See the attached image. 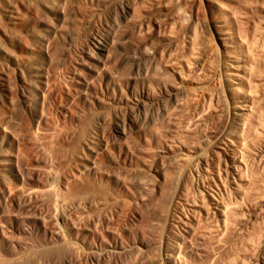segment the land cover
<instances>
[{"label": "rangeland", "instance_id": "rangeland-1", "mask_svg": "<svg viewBox=\"0 0 264 264\" xmlns=\"http://www.w3.org/2000/svg\"><path fill=\"white\" fill-rule=\"evenodd\" d=\"M193 2L195 6L191 2L190 5L188 4L186 22L189 19L193 20H189L188 23L193 25L194 22V27L198 29L199 34L203 29V34L201 33L203 38L211 37L210 40H215L213 43L216 42L218 36L208 26L210 20L206 5L203 0H193ZM80 3L78 5L73 0H0V75H8L13 98V100L12 98L7 99L0 89V128L11 136L4 150L0 152V207H5L2 209L5 211L3 214L6 215H4L5 218L7 216L11 218L13 224V228L5 229L6 234L8 233L7 239L9 236L15 238L12 240L10 237L9 241L13 242L12 245L6 241V238H0V254L4 257L10 256L9 254L16 256L17 263L22 258L23 261L20 263L26 262L25 259H27L31 262L28 264H167L164 261V249L160 244L166 243L173 233L177 234L178 228L172 227L174 222L171 217L166 218L163 213L159 215L158 210H155L156 201L149 197L152 195L149 193V187H151L149 183L153 181L161 183L164 174L175 178L181 176L182 179H180L186 184V188L191 187V190H188L197 191V187L200 186L201 170L195 164L189 168L186 164L185 169L182 167L185 163L180 160L178 154L182 148L186 151L201 150L203 147L202 151L206 154L205 157L207 156L205 158L203 153V158L208 160V163L217 162L218 158L223 161L221 162V166L223 165L221 173L225 175L224 159L226 157L220 150L222 138L221 140L218 138L222 136L227 126L224 115L227 112L228 103L226 99H223L224 97L221 98L222 95L216 93H211V99L208 96V101H204L205 104L201 101V93L195 89L196 85L192 82L197 83L196 80L203 75L202 72H199L200 75L197 72L198 77L194 76L196 79L193 77L192 82L185 84L186 93H184V89H179L177 75L168 70V73L165 74L166 71L162 73L163 69L159 70L161 69L159 68L156 69L158 77L155 75V70L151 71L154 67H151V64L155 63L152 62L151 57L143 55V51L139 50L138 46L142 45L144 39L148 37V29L145 25L149 23L150 26L152 22L151 26H154L157 17L162 15L163 19L164 13L155 8L154 10L146 8V11L136 0H98L89 4L88 2ZM49 5H54L58 13L51 11ZM158 11L162 14H156ZM131 14L133 18L127 19ZM154 16L155 19H153ZM158 18L161 20V17ZM143 20L145 24L142 23ZM140 23L145 26L143 27L145 30L140 28L141 26H139L140 29L138 28ZM137 31L142 36L141 38L136 34ZM99 44L107 46L111 54L110 57L108 56L109 60L101 56L96 49ZM100 56L105 58L104 61H101ZM105 60L108 61L107 65H102L100 61L104 63ZM34 68L38 69L34 72L36 74L32 73ZM42 69L44 78L37 75ZM89 69L98 74L107 73L120 81L122 86L126 82L138 84L133 93L125 92L120 101L114 100L112 94L100 86L98 82L100 78L98 74H95L92 83L96 89V95L89 96L88 93H83L77 82L84 79ZM158 70L161 72L157 73ZM148 71L150 74L152 72V75L147 74ZM146 74L150 76L146 77ZM157 77L160 80L165 78L162 81H169H165L169 85L165 89L161 87L158 89ZM145 80L151 83L149 97L141 95L138 91L139 83ZM162 81H159V84ZM217 84V81L213 82L209 87L211 90L214 88L216 92ZM173 92L176 93L175 97ZM178 92L184 93L185 96L188 93V97ZM262 92L263 97H260L262 103L259 102L262 107L259 106V108L263 112L261 118L264 125V92ZM214 98L216 100H213ZM175 99L178 100L174 101ZM174 102L180 103L179 106ZM261 127L260 129L264 130V127ZM121 128L128 134L129 145L132 150L134 149L132 162L126 165L119 163L118 150L115 147L119 141H122L119 144H123L124 141L119 134ZM17 141L23 145V147L19 145L21 150L17 146ZM104 141L107 143L111 141L108 143L111 144L109 153L113 157V162L111 159L110 162L103 164L104 167L101 166L102 169H106L103 171L108 170L104 172L105 176L108 175L103 182H96L85 174L81 176L84 166L88 165L89 158L92 157L91 150ZM206 142L211 143L209 148ZM256 145L249 148L251 150H247L244 154L246 156H242L241 161L248 163V174L244 176V181L236 179L233 184L232 181L227 183L229 189L233 190L235 187L236 190H233L236 191L235 194L233 191L231 194H234L239 201L237 202L231 194L230 197L228 195V200L223 201L226 203L233 201L229 203L231 206L229 204L226 206L229 207L228 209L231 208L232 214L237 215V219L233 218L235 222L233 223L238 227L231 225L227 235L221 237V240L216 238L218 242L215 238L206 237L196 239L197 241L191 240V243L187 242L189 245L179 247V253L176 256L178 258H174L175 264H244L246 261L248 262L245 264H264V246L259 247L260 244L264 245V235H262L264 234V142ZM22 150L26 152L20 164L25 172L24 181L16 184L10 168L13 167L14 170L12 162L19 159L20 154L18 153ZM173 158L177 163L182 162L181 166L175 167L177 163L175 164ZM171 164L174 170L179 167L180 176H175L177 172L172 171ZM78 174L81 180L77 179ZM74 176L78 181L74 179ZM36 177L42 183L38 189L32 181ZM116 177L119 178V182L125 181L126 187H129H127V195L120 193L115 183L117 182ZM67 178L68 181L72 178L73 181L70 183L75 181L74 184L67 185L69 183ZM236 182L239 183L237 186L240 187V193L238 187L234 186ZM77 185H79L78 191H89L90 195H94L91 199L97 200H94L97 204L91 200L92 203L86 206L87 208H81L80 214L83 213L82 217L86 219H83L84 221L87 222L88 218H91L89 222L94 223V226L98 225L96 226L97 231L99 230L103 239L102 248L96 246L85 248L79 242L76 245H69L65 242L63 230L56 225L58 213L61 214L62 210L65 212V208L61 207V200L69 196L70 192L75 191ZM204 185L207 183L205 182ZM84 186L88 190H84ZM254 186H258L260 191L262 189L261 193L258 190V193L254 194L256 193L254 189H257ZM248 191L251 193L249 199L247 197L250 196L249 193L246 194ZM35 193L36 196L33 195ZM259 196H263L262 200ZM234 203H237L239 208L235 207ZM232 206L236 208L235 211ZM259 209L262 211L260 212ZM256 210L259 213H256ZM236 212H240L241 215ZM26 213L30 216L32 213L40 220L43 219L45 225L51 226L48 229L51 228L58 235L52 240H47L37 234L26 222L28 216L25 215ZM243 213L245 215H242ZM250 213H254L253 216ZM256 230L257 233L259 232L262 243L258 242V238H254ZM248 234L254 236L255 240L251 241L253 239ZM112 238H116L119 242L115 247ZM247 240L254 245V250L250 249L253 245L248 244ZM2 241L7 244L5 245ZM256 241L260 244L258 245ZM17 243L19 246L16 245ZM247 245H249L248 248ZM28 252L32 253L29 255ZM35 253L37 255H34Z\"/></svg>", "mask_w": 264, "mask_h": 264}, {"label": "bare ground", "instance_id": "bare-ground-1", "mask_svg": "<svg viewBox=\"0 0 264 264\" xmlns=\"http://www.w3.org/2000/svg\"><path fill=\"white\" fill-rule=\"evenodd\" d=\"M73 1L77 2V4L79 2H81V3H83V2L87 3L88 2V4H89V3H94L95 1H98V0H73ZM194 1H196V0H194ZM136 2H138L139 5H142V7L145 10H146V8H148L147 10H154V8H155V9L159 10L160 12L164 13L163 15H165L162 19V15H160L162 13H160L158 11L156 14L159 13L158 15H160V16H158V15H156V16L161 17V20H159L160 18L157 17V19H156L157 22L155 23L154 26H151L152 22H151L150 26H149V23H147L145 25L146 28L148 29V32L146 31L148 33V37H146V39L142 38L145 41L142 45H139L140 47L138 46L139 50L141 49L143 51L142 52L143 55L145 54L148 57H151V59L153 60V61L152 60L151 61L155 63L154 65L151 64V67L154 66L151 69V71L155 70L154 72L156 75V69L161 68L159 70L163 69L162 73H163V71H166V72H164L166 74L170 71L173 74L177 75L178 80H179V82H178L179 89H181V90L184 89V86L186 83L192 82L194 76L198 77V75L201 74V73L199 74V72H202L203 75H201V77H199L196 80L197 83H195L194 81L192 82L196 85L195 89L201 93L200 94L201 101H203V103L205 104V102L208 101L207 97L210 96L209 99H211V95L213 93H216L218 95H222L221 98L224 97L223 99L224 100L226 99L225 101H227V103H228V109H227V112L225 114L226 116L224 115V118L227 120L226 121L227 126L225 127L224 130L222 129L223 130L222 136H220L218 138L220 140L222 138V140H221L222 147L220 150L222 151V153L226 157L224 159V167H225L224 174L225 175L222 174L223 172L221 173V171H222L221 167L223 166V165L221 166V162H223V161H221L220 158H218V160H216L217 162L208 163V160H205L203 158V153H204V151H202V149H204L203 147L201 150H195V149L190 150L189 149L186 151L183 150V148H182L181 150L179 149L180 151L178 153L180 156V160L183 161V163H185V165L184 166L182 165V167L184 168L187 164L188 166H186V167L189 168V166H191V165L193 166L195 164L196 167L198 166L201 170L200 180H199L200 186H198V187L194 186V187H197V189H196L197 191L193 192V190H195V189H193L192 190L193 193H192L190 191L191 187L186 188V186H185L186 184H184L183 180H181L182 179V177L180 176L181 174L180 175L178 174L179 167L176 168L178 171L176 169L174 170L172 168L174 165V162H173V165L171 164V168L173 169L172 171L174 173L177 172V174H175V176L178 175L180 177L176 176V178H175L172 175L170 177H168L164 174V175H162L163 178H162L161 183H158L159 181L157 183H154V181H153V182H151L152 184L149 183V186H151V187L148 186L150 189L149 193L152 194L149 197L152 200L155 199L154 201H156L154 203L156 206L155 210H158L159 215L163 213V214H165V215H163L164 217L165 216H166V218L171 217V219L173 220L172 222H174L172 224L173 225L172 227H175V229L178 228V232H176L177 234L173 233V235L171 237H169V239L166 243L162 242V244L165 243V244H163V246H162V244H160L161 248H163L164 252H165L164 261L167 264H175L174 258L179 253V247H181V246L184 247V245H186L187 242L191 243V240L197 241L196 239H200V238L204 239V237L211 238V239L218 238L221 240V237H224L225 234L227 235V232L230 230L229 227L231 225H232V227H234L233 224L235 222L233 220L236 218L237 215L235 213L232 214L231 208L228 209L229 207L226 206V204L228 205L229 203H231L233 201L230 200V202L228 201V203L223 202V201L225 199L228 200L229 199L228 195L230 197V194L232 193L231 191L236 190V189H235V187H233L234 188L233 190L229 189V187L227 186V183L232 181V184H233V183H235L236 179H238L240 181L241 180L244 181L245 177L247 176L246 173L248 172L247 171L248 170L247 169L248 163L245 164L244 162L241 161L243 158L242 156L247 152V150H251L249 148H253L252 146L259 144V142H262V141L264 142V130L260 129V126L264 127V125L262 124L263 119L261 118L263 112L261 111V108H259V106H260L259 104L262 103V102H260V100L262 99V98L260 99V97L261 96L263 97V95H261V92L262 91L264 92V0H203V3L206 5V7L208 9L207 12L209 13V20L210 21L208 23L209 24L208 26H210V28L218 36L217 41L214 43H213V41H215V40L211 41L210 40L211 37L208 39L203 38V35H202L203 29L202 28H201L202 30L199 29V30H201L200 32L202 33V34L200 33L202 35V37H201L200 34L197 32L198 29L196 30V28L194 27V22H193V25L188 23V22L193 21V20L189 19L190 21L188 20V22H186L185 15L187 13V9H189V5H190L189 3L190 2L192 3L193 0H136ZM193 3H195V2H193ZM187 5H188V7H187ZM193 6H195V5L193 4ZM54 8H55L54 5H49V9L57 14L58 9H56V8L54 9ZM188 11H190V10H188ZM132 14H134L133 16H135L134 11H132ZM132 14L130 15L129 18H127V17L126 18L132 19L133 18V17H131ZM149 19L151 20L152 18H149ZM153 19H155V16ZM144 20L142 22L143 24H145ZM147 20H148V18L146 19V21ZM205 20H207V18ZM142 23H140L141 25H138V28H139V26H141L140 28H142V29H143V27L145 28V26H142ZM143 30H145V29H143ZM142 31H140V33ZM137 32L138 33H136V34H138V36L141 38L142 36L139 35V31H137ZM143 33H144V31H143ZM208 37H209V34H208ZM141 42H143V41L141 40ZM141 42H139V44ZM180 43L182 44V46ZM216 43H218V44L215 45ZM180 46L182 47L181 50L179 49ZM96 49L99 51L100 55L105 57L106 59L108 58V56L110 57V55H111L110 51H108L107 46L104 44L97 45ZM105 58L101 57V61H104L103 59H105ZM110 59H112V57ZM108 60H109V58H108ZM101 61H100V63L102 65H107V63H108V61H106V60H105L106 62H104V63ZM49 62H50V60H49ZM156 64H159V65H156ZM160 65H162V67H160ZM155 66H159V67L157 68ZM167 70H168V72H167ZM35 71H38V69L34 68L32 73L36 74V73H34ZM43 71L44 70L42 69L39 71V73H37V75L39 74L40 78H44ZM158 71H157V73L161 72V71H159V72ZM154 72H153V74H154ZM197 72H198V75H196ZM95 74H98V73L96 71L89 69L88 73L85 76L86 78L84 77V79L82 78V80L77 81L79 83V86H81L83 93H86V94L88 93L89 96L90 95H93V96L96 95V89L92 83L93 79L95 78ZM147 74H150V72ZM147 74H146V77L152 75V72L148 76H147ZM158 75H156V76H158ZM98 76L100 78V81H98L100 86H102L105 91L110 92V94H112L114 100L117 99L120 101L122 99V95L125 92L133 93V91L135 90V87L138 84L135 82H133V83L126 82L122 86L120 81H118L117 79H114L112 76L108 75L107 73L106 74H98ZM161 76H162V74L160 75V77ZM158 77L156 78V81L158 80V89H159V87H161V89L162 88L165 89V87H167V85H169V84H167V82H169V81H167V80H165L167 82L162 81L165 78L164 79L161 78L162 80H160ZM194 78L196 79V77H194ZM137 81L139 82V80H137ZM159 81H162L163 83L161 82V84H159ZM216 81L218 82V84H217L218 86L216 85L218 88L215 86V88H217V89H215L216 92H214V88L212 89L213 90L212 91L211 87H209V85H211V83L213 84V82L215 83ZM9 84L10 83H9L8 75H3V74L0 75V89L7 99L12 98V91H11V88L9 87ZM101 84H103V85H101ZM155 84H156L155 86H157V83H155ZM139 87H140V89H139ZM139 87H138V89H139L138 91L141 93V95H143L145 97H149L151 95V83H149L146 80L141 81L139 83ZM188 91H189V89H188ZM39 93L42 94L41 91H39ZM178 93H180V92H178ZM178 93H177V95H179ZM184 93H186V90ZM184 93H180V94L185 96ZM173 94H174L173 96L175 97L176 93L173 92ZM187 94L185 96L186 98L188 97ZM216 94H215V97H217ZM173 96H172V98H173ZM183 96H179V97H183ZM185 97H183V98H185ZM218 99H220V98H218ZM11 100H13V98ZM176 100H178V99H175L174 101H176ZM213 100H216V99L214 98ZM172 101H173V99H172ZM179 102H182V101H179ZM209 102H211V100H209ZM169 103H170V100H169ZM186 103H187V101H186ZM172 104H173V102H172ZM174 104H176V102H174ZM179 104H178V106H179ZM182 105L184 106L183 103H182ZM186 107H187V105H186ZM260 107H262V106H260ZM165 108H167V107H165ZM60 112L63 113L62 111H60ZM166 112H168V111H166ZM119 134L122 137L121 139H124V141H123V144H119L122 142V141L121 142L119 141L118 145L115 143L116 141L114 142L117 145L115 147H117V150H118L117 159L119 160V163H124L126 165V163L132 162V156H133V150L134 149L132 150V147L129 145V142H128L129 136L127 133H125V130L123 128L120 129ZM180 136H182V135H180ZM10 138H11V136L8 133L6 134L5 132H3V130H1V128H0V152H2L4 150V146L6 145V143H8ZM105 141L103 143H100L99 146L97 145L98 147H95V149L91 150L92 151V157L89 158L90 160L88 161L89 162L88 165H85L84 169L82 168L83 174L80 173L81 176L85 174L86 176L91 177L92 180L94 179L96 182H98V181L103 182V180L106 178V176L108 174L105 176L104 172L106 173L108 170L103 171L106 169L105 168L102 169V168L104 167L105 162H110L111 159L113 162V157H111V155L109 153L110 152L109 151L110 150L109 145H111V144H108V143H110L111 141H109L108 143ZM181 141H179V142H181ZM186 142H188V141H186ZM114 143H113V145H115ZM206 143H208V142H206ZM218 143H219V141H218ZM210 144L208 146L207 145L206 146L209 148ZM19 145H22V144H20L19 141H17V146H19ZM192 146H193V144H192ZM22 147H23V145H22ZM181 147H183V145ZM19 148H20V146H19ZM218 148H220V147H218ZM260 149H261V147H260ZM19 150H21V148ZM22 151H19L21 153H18V154H20V155H18L19 159L17 158L18 160L16 159L15 162H12V163H14V167H15L14 170H13V167L10 168V170L12 169L11 172L13 173V175L15 177V180H16L15 183L16 184H18L20 182L23 183V181H24V173L25 172H24V169L21 168L20 164L22 163V160H24L26 152H24V150H22ZM205 155L206 154L204 153V157H205ZM173 156H175V155H173ZM216 156H218V155H216ZM244 156H246V155H244ZM174 158H173V161H175V164H176L177 162H176V160H174ZM221 159H223V158H221ZM244 159H246V158H244ZM244 161L248 162V160H244ZM181 163L182 162L177 163L175 165V167L177 165L181 166ZM101 166H103V167H101ZM169 169H170V167H169ZM182 170H181V172H182ZM109 173H110V171H109ZM256 174L257 173H255V175ZM168 175H170V174H168ZM253 175H254V173H253ZM78 176H77V179L80 178L79 174H78ZM86 176H83V177H86ZM74 177H75L74 179H76V176H74ZM171 177H173V178H171ZM242 177H244V178H242ZM68 178H67V181H68ZM107 178L109 179V177H107ZM123 179H124V177H123ZM80 180H81V178H80ZM116 180H117V182H115V183H116L117 188L119 189L120 193L122 192V193L126 194L129 187L128 186H127L128 188L126 187L125 181L124 182L121 181V182H123V183H121V182H119L120 181L119 178H117ZM32 181L37 186L36 187L37 189L41 187L42 183L40 182L39 178H37V177L33 178ZM67 181L65 180L66 183H67ZM71 181H73L72 178H71ZM71 181L69 180L68 181L69 183L67 185L70 186L71 184H74L75 181L73 183H70ZM204 181L207 183V185H204V183H205ZM243 181H241V182H243ZM246 181H247V179H246ZM249 181H251V180H249ZM258 183H255V184H258ZM59 184H60V181H59ZM61 184H63L62 181H61ZM197 184H199V183H197ZM250 184H252V183H250ZM79 185L76 186L77 188L71 186L72 188H75V191L70 192L68 194L69 196H67L66 198L64 197L61 200V204H62L61 207L65 208V212L61 209L62 210V212H60L61 214L58 213L56 225L59 226L60 230L61 229L63 230L65 242H67V244L76 245L79 242L85 248H91L93 246H96L97 248H102L103 247V239H102V236L100 235L101 233L99 232V230L97 231L96 226H98V225L94 226L93 225L94 223L89 222L91 220V218H88V217H87L88 221L87 222L84 221L86 219H84L82 217L83 213H82V215L80 214L81 208L85 209L86 206L91 204L92 201H94L96 199L94 197H93L94 198L93 200L91 199L92 198L91 196H94V195L91 192L90 193L92 195H90L88 193L89 191L87 192L85 190V189L88 190V188L85 186H84L85 188L83 187L85 191H81V190L78 191L77 189H79L78 188ZM229 185H231V184H229ZM237 185H239V183H237L236 185L234 184V186H237ZM260 186H262V185H260ZM263 186H264V184H263ZM71 187H69V188H71ZM192 187H193V185H192ZM237 187L239 190L238 192L240 193V189H239L240 187L239 186H237ZM254 187H257L256 190L254 189V191H256V193H254V194H257L258 190H259L258 186H254ZM31 188L33 189V187H31ZM259 188H262V187H259ZM188 189H190V190H188ZM251 189H253V188H251ZM35 191H37V190H35ZM119 191H118V193H119ZM261 191H262V189H261ZM261 191H260V193H261ZM235 192H234V194H235ZM250 192H251V190H250ZM247 193H249V191L246 192V194ZM234 194H231V195L233 196ZM244 194H245V192H244ZM33 195L36 196V193ZM33 195H32V198H33ZM248 195H250V196H247L248 199L251 198V193H249ZM253 196L254 195L252 194V197ZM234 197H235V195H234ZM261 197H263V196H261ZM261 197H260V199L262 200ZM19 199H18V201H19ZM189 199H191V201H189ZM235 199H236V197H235ZM244 199H245V197H244ZM253 199H251V201ZM29 200H30V198H29ZM237 200L238 199H236V201ZM25 201H26V199H25ZM96 201H94V202L96 203ZM32 202H34V200ZM56 203L58 204V200H56ZM224 203H225V205H224ZM229 205L231 206V204H229ZM232 205H233V203H232ZM238 206L239 205H236L235 207H238ZM2 207H3V205H2ZM18 207H19V205H18ZM232 207L234 208V211H235L236 208L234 206H232ZM260 207H261V205H260ZM4 208L0 207V238H2V239L6 238L7 239L8 233L6 234L5 229L6 228H9V229L13 228V224L10 220L11 218L9 219L8 216L5 218L6 215L3 214L4 210H2ZM32 208H33V206H32ZM12 209L13 208H11V210ZM260 209H262V208H260ZM260 209H259V211L261 212L262 210H260ZM33 210H35V209H33ZM257 210H256V213H259V212H257ZM8 211H9V207H8ZM6 212H7V210H6ZM237 214H240V212ZM252 214H254V213H252ZM25 215H28V214L26 213ZM242 215H245V214L243 213ZM255 215H257V214H255ZM167 216H169V217H167ZM239 218H241V216ZM42 220H40L39 217H36V215L34 216V214H32V213H31V216L28 215L26 218V222L32 227V229L37 234L42 235L47 240L54 239L55 236L58 235V233L54 230H51V228L48 229L51 226L45 225V223ZM243 222L245 223L246 221H243ZM82 223H83V225H81ZM235 226L238 227V225H235ZM241 226H244V225L241 224ZM241 230H243V229H241ZM251 232H252V230H251ZM260 232H261V230H260ZM258 233L256 230V233L254 235L255 237L254 236L253 237L255 239L258 238L259 241H258V239H257V241L262 243V241H260L261 239L259 238ZM262 235H264V234H262ZM10 237L11 236H9V239H7L6 241L10 242L9 241V240H11ZM250 237H252V235ZM253 237H252L253 240H251V238L249 240L254 241L255 239ZM14 239L15 238H12V240H14ZM218 239H216L217 242H218ZM224 240H225V238H224ZM249 240H247L248 244L253 245L252 243H250ZM112 241H113L112 243H113L114 247L117 246L119 243L116 238H114ZM2 242H4V241H2ZM12 243H11V245H12ZM189 243L187 245H189ZM260 243H258V245ZM6 244L7 243H5V245ZM16 245H18V243ZM260 246L263 247L264 245L260 244L259 247ZM248 247H249V245H247V248ZM159 248H160V246H159ZM253 248H254V245L250 249L254 250ZM245 249H246V246H245ZM245 249H244V251H246ZM30 253H32V252H30ZM30 253L28 252L27 254L30 255ZM27 254H26V256L29 257V255H27ZM9 255L10 256H8V257L7 256L4 257V256H2V254H0V264H28V262H29V261H27V259H25L26 262L20 263L21 261H23V258H22V260L21 261L18 260V262L19 261L20 262L17 263L16 262L17 260H15L16 256H11V254H9ZM12 255H14V254H12ZM34 255H37V254L35 253ZM20 256H22V255H20ZM237 256H239V255H237ZM36 258H37V256H36ZM176 258H178V257H176ZM34 259H32V260H34ZM238 259L239 258L237 257V260ZM233 261H234V259H233ZM243 261L244 260L242 259V262ZM150 262H152V261H150ZM247 262L248 261H246L245 263H247ZM29 263H31V262H29Z\"/></svg>", "mask_w": 264, "mask_h": 264}]
</instances>
